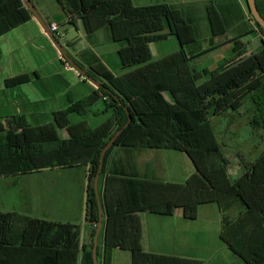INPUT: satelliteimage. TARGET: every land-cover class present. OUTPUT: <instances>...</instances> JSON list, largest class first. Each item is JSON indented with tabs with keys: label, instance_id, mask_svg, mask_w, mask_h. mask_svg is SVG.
<instances>
[{
	"label": "trees",
	"instance_id": "trees-1",
	"mask_svg": "<svg viewBox=\"0 0 264 264\" xmlns=\"http://www.w3.org/2000/svg\"><path fill=\"white\" fill-rule=\"evenodd\" d=\"M255 1L264 18V0ZM56 2L64 16L80 21L86 35L107 26L111 41L121 45L116 51L120 68L132 71L114 76L98 61L87 67L77 61L108 91L96 88L76 102L68 100L70 105L64 111L52 113L54 125L30 126L23 116L9 119L5 129L0 123V176L88 164L85 219L92 224L98 218L92 182L99 155L123 128L129 113L131 123L106 151L100 177L113 148L152 146L159 138L184 153L195 172L183 184L127 181V197L135 201V206L129 211L118 209L109 220L108 246L104 248L106 264L113 247L128 250L132 264H202L195 259L145 253L140 245L137 213L169 216L180 209L185 219L195 220L198 207L208 203H216L221 210L220 239L236 260L242 264H264V190L254 192L264 179V158L245 165L239 163L243 173L236 178L232 172L236 143L233 148L229 142H219L210 123L211 118L236 113L250 101V125L255 131H264V47L243 59L236 61L235 57L217 69L197 72L191 69L190 62L215 47L190 58L178 51L150 61L149 45L163 40L160 33L165 29L181 47L194 42L190 25L165 4L134 6L132 0ZM31 19L23 0H0V36ZM250 19L264 38L261 28ZM54 37L60 39L56 33ZM59 61L67 67L68 63ZM25 81L26 76H18L6 84L13 86ZM97 101H101L103 109L93 114L107 112L104 121L95 127H90L85 119L72 123L71 115L84 117ZM233 120L232 116L228 123L231 125ZM56 129L66 130L68 137L61 139ZM234 210L236 215L231 218L227 212ZM14 230H20L19 239L12 242ZM79 236V227L75 225L0 213V264H76ZM93 236L94 230L91 242L81 247V264H93Z\"/></svg>",
	"mask_w": 264,
	"mask_h": 264
},
{
	"label": "crops",
	"instance_id": "crops-1",
	"mask_svg": "<svg viewBox=\"0 0 264 264\" xmlns=\"http://www.w3.org/2000/svg\"><path fill=\"white\" fill-rule=\"evenodd\" d=\"M32 1L35 6L38 4V0ZM50 1L51 5L53 3V5L55 4L57 6L56 11L53 12L52 10L50 13L43 12V14L39 10L38 12L36 11L39 13L38 15L44 24L48 26L51 22H55L60 24V27L69 26L70 29H65L66 33L69 34L71 29H73L75 36L78 35L80 40L83 38V41L79 42L85 47L83 49H86L88 45L86 43L87 41L85 42L86 39L84 40L86 37L93 38V46L99 44L93 35L84 34L80 21L75 17L67 18L64 16L60 23L56 22L54 18L59 16V11L62 13L63 11L56 0ZM155 1V4H165L177 16L186 18V22L193 29L195 35L194 39L191 37V40L194 42L191 41L192 43L186 45L191 55L205 49L207 41L210 48L215 47L213 50L220 49L223 51L224 57L222 62L219 63V66H222L224 63L226 64L235 59V57L236 61L243 59L264 47V38L257 31L254 23L250 19L245 0ZM210 18L213 22L212 25L210 24ZM73 21L76 23L75 26ZM32 23L37 29L39 36L47 42L50 49H53L46 36L41 33V25L39 22H37L38 25L35 19L32 18L26 24L12 28L0 36V58L5 57L10 61L14 59L16 53H20L21 62L26 63V49L33 50L34 48L32 47L31 35L18 45L15 42L16 40L13 37L11 38L10 35L18 29H22L24 26L27 27ZM160 34H166L168 37L171 36L168 29L163 30ZM249 34L260 42L258 46L251 48L252 42L248 40ZM63 41L65 42V46H68V41ZM211 43H214L213 46H211ZM65 46L63 47L65 48ZM37 47L41 49L46 48L43 44ZM119 47H116V51ZM253 49L257 51L254 52ZM53 51L55 50L53 49ZM55 55L59 60L60 57L57 56L58 54ZM59 63L61 64L60 61ZM47 64L48 61L44 64L37 62L38 69H20L9 77L6 75L1 77L2 74L0 75V94L4 89L13 91L11 93V99L13 104H15V111L19 112V114L22 113V109L27 112L33 120L30 126H42L48 123L43 120L46 117L34 116V112L48 113L51 116L53 112L64 111L70 105L68 100L72 103L76 102L87 97L96 89L93 84L82 78L81 75L71 72V67L65 68L61 64L64 70L69 73V77L67 78L58 69H53V72H45L44 67ZM105 64L111 71L109 64ZM115 68L116 70L121 69L117 68V66ZM119 71L121 73L124 72L122 69ZM196 71L201 70L196 69ZM18 76H26L25 83L13 86L6 84L8 80ZM114 76L116 75L114 74ZM99 105H101V101H97L87 111L89 112L91 108L96 107L95 112L100 113L103 108H99ZM252 112L253 105L250 101H246L237 109L235 113L236 119L234 118L233 120L234 124L236 122V139L234 140V143H236V165L233 164L232 172L236 178L243 173L241 163L245 165L248 162L259 161L262 157L264 158V131H255L250 125V119L253 115ZM102 115L107 117L109 114L105 112ZM23 117L26 119V116ZM1 119L6 118L0 116V122ZM242 129L245 132H242ZM262 166H264V162ZM88 167L89 165L87 164L85 166L44 169L71 173V183L67 184L65 181L63 183L59 181L52 188V196H45L41 199V216H33L29 213L30 208L28 206V211L20 214L15 213L16 215L29 219L78 226L80 249L77 252L76 264H81V247L91 242V233L93 230L95 233L96 229L94 223L90 224L85 219ZM194 172L195 169L192 161L184 153L171 148L164 138H159L152 146L113 148L105 160L104 173L98 181L102 220L97 239V264H106L104 248L108 246L107 233L111 217L114 216L118 209L125 211L134 209L135 201L127 197L126 185L128 180L141 179L162 183L183 184ZM261 189L264 190V179L256 186L254 192H260ZM54 191L56 192L54 193ZM7 212L11 213L14 211ZM137 214L141 225L140 245L145 253L195 259L203 263V260L198 257L195 258L189 255L190 251L193 250L192 246L194 242L211 241L216 248H219V243H215V241L221 240L220 224L222 213L216 203L200 205L197 209L195 220L185 219L180 209H176L169 216L148 212H140ZM200 219L205 222V225H203L204 228L195 229L194 224L199 223L201 221ZM14 231L15 234L11 237L12 242L19 239L20 230ZM208 244L210 245V243ZM108 264H132L131 254L126 249L113 247L110 250Z\"/></svg>",
	"mask_w": 264,
	"mask_h": 264
},
{
	"label": "rangeland",
	"instance_id": "rangeland-1",
	"mask_svg": "<svg viewBox=\"0 0 264 264\" xmlns=\"http://www.w3.org/2000/svg\"><path fill=\"white\" fill-rule=\"evenodd\" d=\"M132 3L134 6H146V5L155 4L156 1L132 0ZM33 7L37 12L39 10L42 14L43 12L50 13L52 12V10L53 12L57 10L56 9L57 6L55 4L53 5V3L51 5L50 0H38V4L36 6L33 5ZM28 11L31 14L32 18H34V16L32 15L29 9ZM59 12H60L59 16H56V18H54L55 17L54 16L53 18L55 19L56 22L60 23L64 18V15L61 11ZM35 22L37 23L36 19ZM51 23L55 24L59 28V33L60 35H62V37L58 39V42L65 50V54L73 62L76 63L78 61L87 67L88 64H94L96 61H98L109 72L111 73L113 72L116 76L132 71V69L131 70L123 69L124 72L121 73L119 71L121 69L116 70L115 66H117V68H120L119 59L116 54V47H119L121 45L119 43H114L111 41L110 33L107 26L100 27V29L95 30L91 34H88V35H93V37H95L97 43H99L97 46H93L94 44V42H92L93 38L91 39L86 37L84 38V40L86 39L85 42L87 41L86 43L88 45L86 46V49H83L85 47L82 46V43H79L80 41H83V38L80 40L78 35L75 36V31L73 29H71V32L69 34H67L65 29L67 28L70 29L69 26L60 27L59 26L60 24H57L55 22H51ZM75 25L76 23L74 22V26ZM82 31L84 32L83 28ZM29 35H31L32 37V47L34 48L33 50H30L26 46L27 48L25 52L26 63L21 62L20 53L18 54L16 53L14 59L10 61H8V58L5 57L0 58V75L2 74L1 77H3V75L9 77L10 75L15 74L17 71L24 68L38 69L36 65L37 62H40V64H44L48 61V64L44 67L45 72H53V69L55 70L58 69L59 72L65 74V76L68 78L69 73L64 70V68L59 63V60L57 59L55 54H58L57 56L60 57V59L66 64L68 62L62 56V54H59V51L55 45L54 46L51 45L55 51L49 48L47 42H45L39 36L38 31L33 23L31 25H28L27 27L24 26L22 29H18L17 31L12 33L10 37L11 38L13 37L18 45L21 44L23 40H25ZM163 36L165 38L164 37L161 38L165 40H161L159 42L152 43L149 45L151 51V58H152L150 61L155 62L161 60L164 57L177 53L178 51H183L188 58L191 57L188 46H182V47L179 46L178 40L176 39L175 36L171 35L168 37L166 34H163ZM167 37L168 39H166ZM63 40L68 41L67 42L68 46H65V42ZM248 40L252 42L251 48L258 46L260 44V42L256 38H254V36H252L251 34H249ZM41 44L45 45L46 48L41 49L37 47ZM213 44L214 43H211V46H213ZM63 46H65V48ZM205 47H206L205 49L210 48L207 41ZM253 51L256 52L257 50L253 49ZM223 57L224 56L222 50L220 49L212 50L211 52L201 55L195 58L194 60H192L190 62V67L194 71L196 69L214 70L218 68V66L220 65L219 63L222 62ZM105 63L109 64L111 71L108 69ZM12 69H14L13 72H11ZM70 71L74 72L75 74L77 73V71L74 70L73 68H70ZM11 93H13L12 90L10 91L4 89L3 92L0 94V116L6 118L3 120L1 119L0 122L1 126L4 127V129L7 128L8 124H6L5 122L17 116H26L25 120L27 124L32 125L33 120L28 115V113L22 109V107H20V109H22L21 114L15 111V104H13L12 102ZM99 106H100L99 108H103V105H99ZM96 109H97L96 107L91 108L84 117H77L76 115H71L70 120L73 123L85 119L90 127H95L96 125H98L107 118L102 114L100 115L93 114ZM33 115L43 118L46 117L43 120L45 122H48L47 124L54 125L53 119L51 117L52 115L50 116V114L48 113L34 112ZM232 116L235 118V113L231 112L224 116L213 117L211 119V125L214 128L216 139L219 142L221 141H224L225 143L229 142V145H233L234 148V140L236 139V122L235 124L231 123V125L228 123L230 117ZM56 130L58 137H60L61 139H66L68 137L66 130H61V129H56ZM241 131L245 132L244 129H242ZM71 175H72L71 173H66V172L64 173L63 171H59V170H43V171H36V172L23 173V174L0 176V213H8L7 211H14L11 213L20 214L28 211L29 210L27 208L28 206L30 208L29 213H31L33 216H38V217L41 216V211H42L41 199L45 196H49V197L52 196L51 194L52 188H54L59 181H61V183L65 181L67 184H70ZM55 192L56 191H54V193ZM227 214L230 215L231 218L235 217L236 215L235 210L229 211L227 212ZM200 220L201 221L199 223L194 224L195 229L204 228L203 225H205V222H203L202 219ZM220 228L222 229L221 224H220ZM217 242L219 243V248H216L214 246V243H212L211 241L194 242L192 246L193 250L190 251L189 255L195 258L198 257L199 259L203 260L202 264H239V263L242 264V262L236 260L234 255L227 249L226 245L223 243L222 240L215 241V243ZM208 243H210V245Z\"/></svg>",
	"mask_w": 264,
	"mask_h": 264
},
{
	"label": "water",
	"instance_id": "water-1",
	"mask_svg": "<svg viewBox=\"0 0 264 264\" xmlns=\"http://www.w3.org/2000/svg\"><path fill=\"white\" fill-rule=\"evenodd\" d=\"M27 8L30 10L34 18L39 22L43 30L45 31L46 35L48 38L52 41V43L56 46L58 49L59 53L62 54V56L66 59L68 62L69 66L73 68L74 70L77 71L79 75H81L84 79L89 81L91 84H93L96 88H100L102 90H106L102 85L94 80L90 75H88L83 69H81L75 62H73L64 52L62 46L59 44V42L56 40L54 35L49 31L48 26L44 24L39 17L38 13L36 12L35 8L31 4L29 0H23ZM245 4L248 10V14L250 17L253 19L255 23L258 24V26L261 28V30L264 33V18L261 16L259 13L257 7H256V1L255 0H245ZM131 123V116L129 113H127V122L124 124L123 128H126L129 124ZM122 129L118 130L115 135L104 145L102 148L100 155H99V160H98V166H97V171L95 173V176L93 178L92 186H93V191H94V196L96 199V204H97V209H98V218L97 221L94 222V225L96 226L95 233L93 236V247L91 251V257H92V262L93 264H97V254H96V248H97V239H98V233L101 225V220H102V211H101V204L99 200V194H98V179L100 177L102 167H103V160H104V155L106 151L112 146L114 143L115 139L119 136L121 133Z\"/></svg>",
	"mask_w": 264,
	"mask_h": 264
},
{
	"label": "built area",
	"instance_id": "built-area-1",
	"mask_svg": "<svg viewBox=\"0 0 264 264\" xmlns=\"http://www.w3.org/2000/svg\"><path fill=\"white\" fill-rule=\"evenodd\" d=\"M48 29L53 35H54V33H56V36L57 35L61 36L60 33H59V28L55 24L51 23L48 26ZM40 30H41V33H43L46 37H48L41 26H40ZM51 43H52V41H51ZM52 45H54V44L52 43ZM67 68H70V66L67 65Z\"/></svg>",
	"mask_w": 264,
	"mask_h": 264
}]
</instances>
